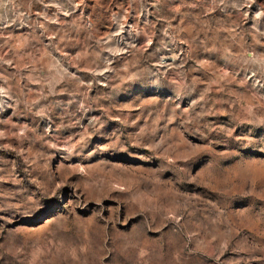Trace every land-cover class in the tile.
<instances>
[{
  "label": "rangeland",
  "instance_id": "rangeland-1",
  "mask_svg": "<svg viewBox=\"0 0 264 264\" xmlns=\"http://www.w3.org/2000/svg\"><path fill=\"white\" fill-rule=\"evenodd\" d=\"M0 264H264V0H0Z\"/></svg>",
  "mask_w": 264,
  "mask_h": 264
}]
</instances>
